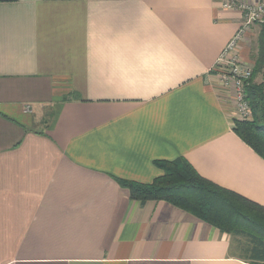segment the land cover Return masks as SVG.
Here are the masks:
<instances>
[{
  "label": "crops",
  "instance_id": "1",
  "mask_svg": "<svg viewBox=\"0 0 264 264\" xmlns=\"http://www.w3.org/2000/svg\"><path fill=\"white\" fill-rule=\"evenodd\" d=\"M260 32L222 0H0V264H249L231 234L120 181L184 159L264 207V158L216 70L241 33L253 72Z\"/></svg>",
  "mask_w": 264,
  "mask_h": 264
},
{
  "label": "trees",
  "instance_id": "2",
  "mask_svg": "<svg viewBox=\"0 0 264 264\" xmlns=\"http://www.w3.org/2000/svg\"><path fill=\"white\" fill-rule=\"evenodd\" d=\"M248 87V100L254 121L235 123V132L264 158V97L263 84H254L264 74V26L259 38V53ZM162 175L151 184L120 181L130 192L131 199L167 201L228 234L238 231L253 243V261L264 263V207L202 178L184 159L158 162Z\"/></svg>",
  "mask_w": 264,
  "mask_h": 264
},
{
  "label": "built area",
  "instance_id": "3",
  "mask_svg": "<svg viewBox=\"0 0 264 264\" xmlns=\"http://www.w3.org/2000/svg\"><path fill=\"white\" fill-rule=\"evenodd\" d=\"M222 8L243 12L244 29L256 23L264 24V2L262 1L257 3H243L238 0H222ZM240 36L241 33L231 40L216 66L223 65V70L220 67L218 71L220 82L225 89L234 92L238 117L248 120L251 118L252 108L248 100L247 88L253 72L250 68L239 65L234 55L237 39Z\"/></svg>",
  "mask_w": 264,
  "mask_h": 264
},
{
  "label": "rangeland",
  "instance_id": "4",
  "mask_svg": "<svg viewBox=\"0 0 264 264\" xmlns=\"http://www.w3.org/2000/svg\"><path fill=\"white\" fill-rule=\"evenodd\" d=\"M259 1L264 2V0H259ZM255 25L259 26V29H261L262 26H264V24H260V23H256ZM220 67H221V70H223L222 69L223 65L220 64V66H216L217 72L220 70ZM256 79H259V80L258 81L255 80L256 82H254V84H263V87H264V74L258 75ZM252 83H253L252 80H250L249 84H248V87H250V85ZM247 91H248V88H247ZM247 95H248V92H247ZM263 97H264V90H263ZM249 103H250V101H249ZM250 106L252 108L251 104H250ZM237 121L249 122V123L253 122L254 121L253 108H252V114H251V118L250 119L245 120V119H242V118L237 116ZM231 236L233 237V240H234L233 242H234V250H235V252L239 256L243 257L249 264H253L252 260L250 259L251 258V250L253 248V244L251 242V239L249 237H247L246 235L239 234L238 231L235 232V233H231Z\"/></svg>",
  "mask_w": 264,
  "mask_h": 264
}]
</instances>
